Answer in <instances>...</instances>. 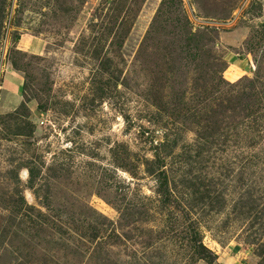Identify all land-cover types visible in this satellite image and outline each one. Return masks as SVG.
Listing matches in <instances>:
<instances>
[{
    "label": "rangeland",
    "instance_id": "1",
    "mask_svg": "<svg viewBox=\"0 0 264 264\" xmlns=\"http://www.w3.org/2000/svg\"><path fill=\"white\" fill-rule=\"evenodd\" d=\"M0 264H264V0H0Z\"/></svg>",
    "mask_w": 264,
    "mask_h": 264
},
{
    "label": "crops",
    "instance_id": "2",
    "mask_svg": "<svg viewBox=\"0 0 264 264\" xmlns=\"http://www.w3.org/2000/svg\"><path fill=\"white\" fill-rule=\"evenodd\" d=\"M250 62V61H249ZM238 67V66H237ZM239 69H242V68H240V66L238 67ZM13 79L15 80V81H17L14 77H13Z\"/></svg>",
    "mask_w": 264,
    "mask_h": 264
}]
</instances>
